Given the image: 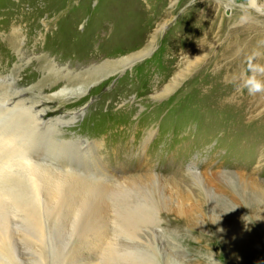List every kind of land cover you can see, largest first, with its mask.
<instances>
[{"label":"rangeland","instance_id":"obj_1","mask_svg":"<svg viewBox=\"0 0 264 264\" xmlns=\"http://www.w3.org/2000/svg\"><path fill=\"white\" fill-rule=\"evenodd\" d=\"M52 1L0 0V36L6 33L2 22L22 13L32 19L31 11L37 10L32 7L45 8L36 20L47 39L45 68L37 69L41 52L15 56L6 68L0 62V79L4 75L8 83L31 88L25 100L58 93L45 86L52 81L60 88L75 87L97 63L139 55L146 47L142 33L149 21L157 46L111 84L102 78L92 85L84 101L60 98L64 106L74 104L67 110L100 104L71 133L98 144L103 163H46L73 173L75 184L59 196L57 190L51 196L45 190V215L38 219L9 215L7 233L14 245L10 254L0 252V264H264V114L237 115L236 103L182 96L191 79L220 70L215 61L220 43L167 94L178 72L167 76L163 70V54L168 52V61L181 40V23L195 8L212 5L221 21L232 14L235 19L249 3ZM132 10H138L136 21H130ZM233 21L229 23L235 25ZM181 61H173L174 69L181 68ZM60 114L42 118L47 122ZM256 192L263 198L254 197ZM141 211L148 220L140 225L126 217Z\"/></svg>","mask_w":264,"mask_h":264},{"label":"bare ground","instance_id":"obj_2","mask_svg":"<svg viewBox=\"0 0 264 264\" xmlns=\"http://www.w3.org/2000/svg\"><path fill=\"white\" fill-rule=\"evenodd\" d=\"M246 2L249 3L250 7H243L238 12L239 14L235 16V19H233L234 15L232 14L233 16L231 15L229 20L223 18L220 21V17L215 15L217 8L212 5H206L204 10L195 8L193 14L185 17L180 26L181 40L172 49L168 61L164 60V56H168V52L166 51L163 54V61L166 63L163 70L167 76H174L178 72L177 76L174 77L176 83L170 85L165 94L171 89L177 90L180 84L185 81L187 71L195 70L203 59L209 56L213 50L215 51L217 43H220L215 55V61L220 66V70L201 74L199 78L191 79L187 84L186 91L182 92V96L196 94L206 101H216L217 104L236 103L235 112L237 115L242 113L248 116L264 114V1L246 0ZM47 4H49L48 1ZM24 5L22 3L20 9ZM38 7H32L37 9L31 11L32 19H28L22 13L23 16L19 19H9L2 22L6 33L0 36V62L5 68L6 63H10L15 56L25 57L29 54L36 56V52L42 54L37 69L45 68V44L47 39L45 35H41V31L36 25L37 16L42 10L44 13L45 8L40 9ZM132 13L135 15L130 21H136L138 10H132ZM233 20H236L235 25L229 23V21L231 23L235 22ZM19 23L22 24L21 27H19ZM13 24H18V27L13 28ZM151 27L149 21V25L145 27V31L142 33L143 40H146L143 41V44H146V47L139 55L132 54L114 61L97 63L90 68L91 72L87 77L82 78V83H79L81 82L79 77H75L74 79L77 78L79 84L72 88L68 86L60 88L61 85L53 81L49 85L45 84V86H49V90L58 89L59 91L56 94L44 95L43 93H37L34 98L25 100L24 97L31 92V88L25 89L22 85L20 88L17 86L18 83L13 80L8 83V77L1 75V253L10 254L12 252L11 247L14 245L7 233L10 214L17 213V215L21 214V216L31 219H38L41 215H45L43 206L45 190L49 192V196H51V192L57 190V196H59L61 190L66 188L71 190V187L75 184L76 177L73 173L60 172L46 163H75V161H80V163H103L99 156L100 146L98 144L90 139H82L80 136L71 133V127L78 125V121L82 116L90 114L92 109L98 108L100 104H97L96 107L84 105L82 108L67 110L66 108H71L74 104L70 103L64 106L59 102L60 98L64 99V97L71 95L76 96L75 99H78L75 102L84 101L85 93L102 78L110 80L107 82L109 84L119 73H123L124 69L127 67L131 69L137 61L147 58L157 46V43H155L157 37L154 36L155 33L152 34L153 32L150 31ZM225 32L228 33L226 41H224ZM126 47H123L122 50H126L128 48ZM180 57L182 58L181 68L174 69L172 63ZM160 58L161 56L159 61ZM31 59H28V62ZM257 83L262 86L261 90L251 93L249 87L255 86ZM126 85L127 80L125 79L124 86L126 87ZM120 88H122V85L114 89L113 96L120 91ZM48 102H50V107L47 106ZM120 110L122 109L117 111ZM58 111L61 112L60 115L51 120L49 119L47 122L43 120L44 115ZM152 134L153 132L150 133V135ZM22 158H26L28 163H22ZM245 186L247 187L246 184H244ZM256 194H254V197L263 198L261 194ZM126 217L129 220H135V225H140L141 222L144 223L145 220H148L144 211L129 214ZM31 235H34V233L31 232ZM106 239L109 240L108 237ZM15 251L17 252V250Z\"/></svg>","mask_w":264,"mask_h":264},{"label":"clouds","instance_id":"obj_3","mask_svg":"<svg viewBox=\"0 0 264 264\" xmlns=\"http://www.w3.org/2000/svg\"><path fill=\"white\" fill-rule=\"evenodd\" d=\"M261 87H262V86H261L259 83H257L255 86H250V87H249V91H250L251 93H254V92H256V91H260V90H261ZM21 162L24 163V164H27V163H28V161H27L26 158H22V159H21Z\"/></svg>","mask_w":264,"mask_h":264}]
</instances>
